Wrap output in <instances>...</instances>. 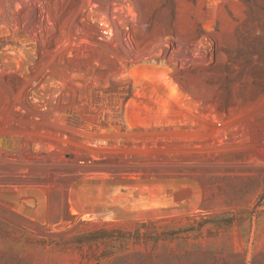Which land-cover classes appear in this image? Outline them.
Here are the masks:
<instances>
[{"label": "rangeland", "instance_id": "rangeland-1", "mask_svg": "<svg viewBox=\"0 0 264 264\" xmlns=\"http://www.w3.org/2000/svg\"><path fill=\"white\" fill-rule=\"evenodd\" d=\"M37 1L40 42L0 0V264H264V0H132L135 51L177 67L126 57L103 7ZM100 229L134 236L78 239Z\"/></svg>", "mask_w": 264, "mask_h": 264}, {"label": "bare ground", "instance_id": "bare-ground-1", "mask_svg": "<svg viewBox=\"0 0 264 264\" xmlns=\"http://www.w3.org/2000/svg\"><path fill=\"white\" fill-rule=\"evenodd\" d=\"M20 3L24 7L31 10L32 16L34 17V19H36V23L38 21V23H37L38 25L36 26V25H32V23L35 22L32 20L33 22H31L30 31H29L30 34L34 37V39L36 41H39L40 38L46 39L52 33H54V32H52V30L54 28L51 27L49 24V21L51 22V20L48 19L49 16H47V14L44 13L43 11L42 12L39 11V7H40L39 1H37V0H31V1L30 0H20ZM82 3H83V1H82ZM133 3L134 2L132 0H85L84 5H86V6L95 5L98 8L103 7L104 10H106V18H107L106 25L108 28L112 29V31L115 33L116 38H117V42H118L119 46L124 50L126 57H129L132 55H137V58L138 57L140 58L139 59L140 61L138 62V64L140 63V64H146L148 66H154V65H159V63L156 62V59H158L160 55H164L167 58L168 62L172 63V65L174 67H177L179 64L178 59L181 56V53L175 52L176 50L178 51L176 44L171 43V44H169V46H162V45L154 43V44L148 45L146 48L142 49L139 52L135 51V47H134L135 41H134V38L132 37V34H133L134 30L140 29L141 27H140V24L137 22V20H134V18H133V21L131 20V22H129V20H128L129 12L134 13V11L136 10ZM40 8H42V7H40ZM136 19H138V18H136ZM121 24H127L128 25V29L126 30V32L124 34H122V30L120 28ZM101 29H102V27H101ZM76 32L77 33L82 32L78 25L76 27ZM51 38H52V36L50 37V39ZM103 40H106V38ZM203 45H204V43H203ZM201 46H202V44H201ZM204 46H206V45H204ZM195 52L197 55L203 56L206 59L212 58V52L209 49H207V47H203V46L198 47L197 46V48H195Z\"/></svg>", "mask_w": 264, "mask_h": 264}, {"label": "trees", "instance_id": "trees-1", "mask_svg": "<svg viewBox=\"0 0 264 264\" xmlns=\"http://www.w3.org/2000/svg\"><path fill=\"white\" fill-rule=\"evenodd\" d=\"M134 235L131 234V232L124 231L121 229H100L98 231L83 235L79 237L78 239L81 241V243H93L96 241H99L100 239H109V238H115L117 240L127 241L130 240Z\"/></svg>", "mask_w": 264, "mask_h": 264}]
</instances>
